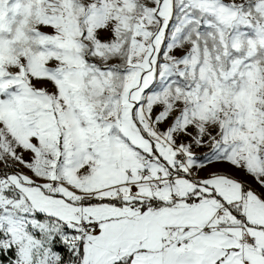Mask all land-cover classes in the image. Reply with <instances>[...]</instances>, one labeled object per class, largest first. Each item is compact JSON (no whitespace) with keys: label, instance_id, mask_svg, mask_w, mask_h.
<instances>
[{"label":"snow or ice","instance_id":"snow-or-ice-1","mask_svg":"<svg viewBox=\"0 0 264 264\" xmlns=\"http://www.w3.org/2000/svg\"><path fill=\"white\" fill-rule=\"evenodd\" d=\"M0 264H264V0H0Z\"/></svg>","mask_w":264,"mask_h":264}]
</instances>
